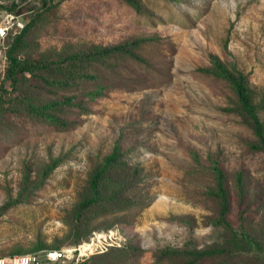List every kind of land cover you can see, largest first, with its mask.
I'll list each match as a JSON object with an SVG mask.
<instances>
[{
    "label": "rangeland",
    "instance_id": "rangeland-1",
    "mask_svg": "<svg viewBox=\"0 0 264 264\" xmlns=\"http://www.w3.org/2000/svg\"><path fill=\"white\" fill-rule=\"evenodd\" d=\"M12 1L0 0V23L10 12L3 6ZM140 2L136 10L121 0H60L56 18L42 30L43 49L144 36L137 48L143 60L111 58L98 67L99 80L78 90L90 109L75 108L69 115L77 120L72 128H31L17 141L0 142V204L16 196L24 165L35 170L61 156L42 186L0 213V256L33 252L27 250L38 244L59 248L51 247L56 239L61 247L71 244L73 239L64 238V209L95 160L115 143L145 167L137 204L118 213L121 221L114 226L140 248L135 264H169L155 262V248L189 239L201 245L220 236L221 227L201 223L210 207L202 191L212 182L213 157L226 169L242 166L264 174L263 156L244 151L241 138L250 131L221 109L234 96L228 83L199 69L210 64V52L234 64L246 75L264 121V0ZM20 10L26 21L30 10ZM4 49L0 79L7 67ZM180 214L193 216L195 225L170 217Z\"/></svg>",
    "mask_w": 264,
    "mask_h": 264
},
{
    "label": "trees",
    "instance_id": "trees-1",
    "mask_svg": "<svg viewBox=\"0 0 264 264\" xmlns=\"http://www.w3.org/2000/svg\"><path fill=\"white\" fill-rule=\"evenodd\" d=\"M121 1L136 10L141 9L140 0ZM59 4L60 0H39L34 6L31 0H14L3 6L13 12L25 8L30 14L20 29L10 31L4 39L7 67L0 79V142L17 141L31 128L42 127L48 131L72 128L77 120L69 115L75 108L79 113L90 109L78 90L88 81L99 80L98 67L109 65L111 58L143 60L137 48L146 37L139 35H128L109 43L82 40L66 42L59 48H40V34L56 18ZM209 58L210 64L199 69L228 83L234 96L221 109L238 117L250 131L249 136L241 138L244 151L261 154L260 168L264 171V121L258 113L254 91L246 75L234 64L228 66L212 52ZM212 159V182L202 191L210 207L201 223L221 227L220 236L201 245L189 239L180 246L155 248L156 263L264 264V174L254 175L242 166L226 169L219 158ZM60 161L61 156L51 158L35 170L29 163L24 165L16 196L10 195L0 204V213L24 201L42 186ZM144 171V164L132 160L118 143L96 159L77 189L75 200L61 216L67 226L64 238L73 239L69 245L77 244L94 229L116 226L121 221L117 214L137 204L135 191L144 178ZM170 217L189 227L196 223L189 214ZM59 240L51 247H61ZM40 248L48 247L38 244L27 251ZM138 250L139 247L126 239L120 245H109L77 261L74 256H65L41 264H135L133 259Z\"/></svg>",
    "mask_w": 264,
    "mask_h": 264
},
{
    "label": "built area",
    "instance_id": "built-area-1",
    "mask_svg": "<svg viewBox=\"0 0 264 264\" xmlns=\"http://www.w3.org/2000/svg\"><path fill=\"white\" fill-rule=\"evenodd\" d=\"M24 22L20 14L13 11L6 12L4 22L0 23V47L4 46V39L8 33L20 29ZM117 228L95 230L87 240H81L75 245L0 256V264H41L43 261L54 262L65 256H74V261H77L94 252L105 250L109 245H120L124 236L117 231ZM84 243L88 246H84Z\"/></svg>",
    "mask_w": 264,
    "mask_h": 264
},
{
    "label": "water",
    "instance_id": "water-1",
    "mask_svg": "<svg viewBox=\"0 0 264 264\" xmlns=\"http://www.w3.org/2000/svg\"><path fill=\"white\" fill-rule=\"evenodd\" d=\"M20 11H21L20 8H18V9L16 10V13L19 14Z\"/></svg>",
    "mask_w": 264,
    "mask_h": 264
},
{
    "label": "bare ground",
    "instance_id": "bare-ground-1",
    "mask_svg": "<svg viewBox=\"0 0 264 264\" xmlns=\"http://www.w3.org/2000/svg\"><path fill=\"white\" fill-rule=\"evenodd\" d=\"M84 246H86V247H87V246H88V245H87V243H84Z\"/></svg>",
    "mask_w": 264,
    "mask_h": 264
}]
</instances>
